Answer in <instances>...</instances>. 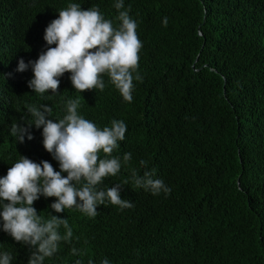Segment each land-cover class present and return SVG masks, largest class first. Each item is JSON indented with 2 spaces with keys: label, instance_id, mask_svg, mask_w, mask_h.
I'll use <instances>...</instances> for the list:
<instances>
[{
  "label": "trees",
  "instance_id": "1",
  "mask_svg": "<svg viewBox=\"0 0 264 264\" xmlns=\"http://www.w3.org/2000/svg\"><path fill=\"white\" fill-rule=\"evenodd\" d=\"M116 2L0 0V178L20 156L60 171L43 147L42 127L33 125V139L25 135L23 143L10 135L11 124L32 121L27 106H51L55 122L67 114L68 100H78V114L98 128L113 120L127 126L111 154L122 167L103 184H122L121 199L134 207L106 201L89 217L77 208L57 213L50 207L56 198L40 196L32 205L37 214L67 219L73 233L43 264H264V0H124L120 10ZM70 3L97 7L114 27L119 11L130 9L142 43V81L133 80L130 103L106 74L103 91L79 93L65 72L57 93L38 94L28 87L31 67L16 71L21 58L35 61L55 47L43 39L45 28ZM125 153L132 156L126 165ZM141 160L170 194L135 186L131 173L143 175ZM2 225L0 219L11 264H28L34 247Z\"/></svg>",
  "mask_w": 264,
  "mask_h": 264
},
{
  "label": "clouds",
  "instance_id": "2",
  "mask_svg": "<svg viewBox=\"0 0 264 264\" xmlns=\"http://www.w3.org/2000/svg\"><path fill=\"white\" fill-rule=\"evenodd\" d=\"M114 7L123 9L124 0H117ZM129 10L119 11L120 24L114 27L97 7L82 10L80 4L70 3L45 28L43 39L47 45L54 44L55 47H48L35 61L25 63L21 58L16 71L24 72L31 67L33 78L28 81V87L38 94L48 90L57 93L59 77L65 72L71 73L70 81L79 93L92 89L103 91L106 74L122 98L130 103L133 80L142 81L137 71L142 43L136 33L137 23L130 18ZM167 22L165 17L162 24L167 26ZM66 107L67 114L54 122L48 118L52 113L51 106H27L32 121L27 126L13 123L10 127V135L21 143L25 135L28 140L33 139L29 131L33 125L37 129L42 127L43 147L58 161L60 168L56 171L48 161L36 163L20 156L0 178L2 228L15 241L34 247L28 264H43L45 258L57 252L62 240L69 242L73 236L67 219L51 216L45 221L37 214L32 205L40 196L55 197L50 207L57 213L66 208H77L89 217H95L97 206L106 201L121 210L134 207L133 202L121 199L122 184L116 183L112 187L103 184L105 178L116 176L122 167L120 158L111 154L118 148V142L125 139L127 126L124 121L113 120L110 127L100 129L78 114V100H68ZM101 151L104 158H100ZM131 158V153H125L123 164H128ZM140 164L145 168L143 175H138L135 169L131 173L135 186L153 195L170 194L171 188L162 179L153 178L155 169H148L144 160ZM61 225L67 229L64 236L58 231ZM71 252L80 254L75 247ZM12 259L11 253L0 242V264H11ZM101 264L110 262L105 258Z\"/></svg>",
  "mask_w": 264,
  "mask_h": 264
}]
</instances>
